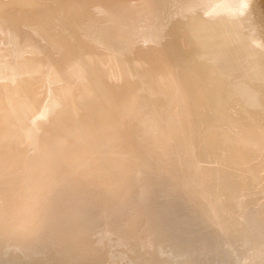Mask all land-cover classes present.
Instances as JSON below:
<instances>
[{"label":"bare ground","instance_id":"obj_1","mask_svg":"<svg viewBox=\"0 0 264 264\" xmlns=\"http://www.w3.org/2000/svg\"><path fill=\"white\" fill-rule=\"evenodd\" d=\"M0 264H264V0H0Z\"/></svg>","mask_w":264,"mask_h":264},{"label":"rangeland","instance_id":"obj_2","mask_svg":"<svg viewBox=\"0 0 264 264\" xmlns=\"http://www.w3.org/2000/svg\"><path fill=\"white\" fill-rule=\"evenodd\" d=\"M152 80V79H151ZM152 83L154 84V83H156V82H154L153 80H152Z\"/></svg>","mask_w":264,"mask_h":264},{"label":"snow or ice","instance_id":"obj_3","mask_svg":"<svg viewBox=\"0 0 264 264\" xmlns=\"http://www.w3.org/2000/svg\"><path fill=\"white\" fill-rule=\"evenodd\" d=\"M245 6H247V5H245Z\"/></svg>","mask_w":264,"mask_h":264}]
</instances>
